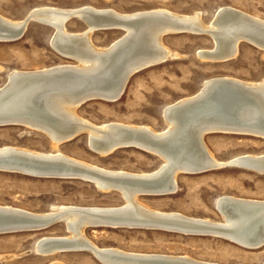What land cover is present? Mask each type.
I'll use <instances>...</instances> for the list:
<instances>
[{
  "label": "bare ground",
  "instance_id": "bare-ground-1",
  "mask_svg": "<svg viewBox=\"0 0 264 264\" xmlns=\"http://www.w3.org/2000/svg\"><path fill=\"white\" fill-rule=\"evenodd\" d=\"M237 11L230 7L219 9L209 26L202 25L198 13L186 18L163 8L125 14L92 6L65 10L47 7L31 10L20 21H11L0 15V41L15 40L21 30L24 33L28 25L25 26L26 17L30 16L29 22L54 29L50 45L62 57L76 60L75 65L59 64L38 70L8 72L5 83L0 87V126L31 128L44 134L54 149L85 134L88 148L100 157L131 147L154 155L162 162L154 171L132 173L87 165L58 151L40 153L21 147H0L1 172L40 178L81 179L101 192L114 191L127 200L120 206H60L44 213L0 206V213L11 216L6 221L0 219V229L20 227L15 228L19 231L0 234L46 229L31 227L56 219L54 224L63 222L69 234L38 239L34 244L35 252L51 257L61 252L84 251L101 264L218 263L196 261L185 255L99 248L85 237L86 228H139L184 235H216L249 249L263 246L264 200L219 197L215 208L222 221L217 222L186 217L177 212L150 210L139 198L174 193L180 173L236 167L264 174V154L240 155L221 162L213 157L203 141L204 135L218 131L264 138V80L248 83L228 77L206 80L195 97L162 110L167 127L158 132L146 126L120 123L95 125L76 113V109L89 100L119 99L129 77L171 57L161 37L185 33L179 30L181 28L198 35H203L199 32L201 30L210 33L208 36L214 47L197 51L198 58L202 60L230 59L236 55L241 41L249 42V45L254 42L263 47L264 52V32L260 30L264 23ZM71 18L79 19L87 25L86 28L81 32H69L65 23ZM109 29L124 33L105 48L95 47L91 34ZM63 71L70 72L69 81H55L60 77L47 79V76ZM38 77H42L41 83L18 81L19 78ZM35 106H41L46 113L43 116L34 113ZM49 264L62 262L53 260Z\"/></svg>",
  "mask_w": 264,
  "mask_h": 264
},
{
  "label": "rangeland",
  "instance_id": "rangeland-1",
  "mask_svg": "<svg viewBox=\"0 0 264 264\" xmlns=\"http://www.w3.org/2000/svg\"><path fill=\"white\" fill-rule=\"evenodd\" d=\"M83 6L110 8L125 14L163 8L186 18L198 13L203 26L210 25L219 9L230 7L264 23V0H0V15L11 21H20L35 9L48 7L65 10ZM65 27L69 32H81L86 28L77 18H71ZM53 31V28L31 21L20 38L0 41V87L12 70L30 71L59 64H76V60L62 57L50 45ZM123 33L122 30H99L93 32L90 38L95 47L105 48ZM161 41L172 54L171 57L129 77L119 99L87 101L76 109L78 116L95 125L120 123L146 126L158 132L167 127L162 110L195 97L206 80L220 77L243 83L264 80V52L249 45V42L241 41L236 55L230 59L210 61L197 56L198 50L214 47L207 34L171 33L162 35ZM85 137L82 134L54 149L44 134L31 128L0 126V147H21L40 153L58 151L87 165L132 173L151 172L162 163L158 157L131 147L120 148L100 157L88 148ZM203 141L213 157L221 162L240 155L264 154V138L256 135L218 131L204 135ZM176 179L177 190L174 193L142 196L140 202L150 210L177 212L186 217L220 222L222 216L215 208V201L219 197L264 200V174L246 169L215 168L197 173H180ZM123 203L119 193L101 192L81 179L40 178L0 171V206L44 213L60 206L107 207ZM68 234L63 222L37 231L0 234V264H49L53 260L62 264H101L92 254L84 251L61 252L51 257L35 252L34 244L38 239ZM84 235L99 248H116L131 253L185 255L196 261L218 264H264V245L249 249L216 235L107 227L86 228Z\"/></svg>",
  "mask_w": 264,
  "mask_h": 264
},
{
  "label": "water",
  "instance_id": "water-1",
  "mask_svg": "<svg viewBox=\"0 0 264 264\" xmlns=\"http://www.w3.org/2000/svg\"><path fill=\"white\" fill-rule=\"evenodd\" d=\"M31 20V18H30V16H28V17H26V24H25V26L28 24V22ZM85 26H87V25H85ZM25 29V28H24ZM258 29H260V28H258ZM179 30H181V32H187L189 29H187V28H181V29H179ZM260 30H262L263 32H264V28H261ZM200 33H203V34H207V35H210V33L208 32V31H199ZM22 33H23V30H21V32L20 33H18V35L16 36V38H14V39H18V38H20L21 37V35H22ZM250 38H252V37H250ZM253 39V38H252ZM253 40H255V39H253ZM258 40V39H257ZM251 43H253L257 48H259V49H263V47H261L260 45H256V43H254V42H250V44ZM253 44H251V45H253ZM143 68V67H142ZM37 77V76H36ZM52 77H60V78H58V80H55V81H57V82H63V81H69L70 80V72H67V71H63V72H58V73H53L52 75H49V76H47V79H49V78H52ZM41 79H42V77H38V78H19V80L18 81H20V82H22V83H32V84H36V83H41L40 81H41ZM72 79V78H71ZM52 80H54V79H52ZM51 81V80H50ZM35 109H33V112L34 113H37V114H39V115H42L43 116V114H45L46 112L42 109V107L41 106H39V107H37V106H35L34 107ZM47 116V115H46ZM122 198H123V200H124V202L126 203L127 202V200H126V198L124 197V196H122ZM8 218H11V216H8L7 214H3V213H0V219H4V221H6L5 219H8ZM56 221V219H49L47 222H45V223H42V224H39V225H37V226H33V227H31V228H33V229H35V228H37V229H42V228H47V227H49V226H51V225H53L54 224V222ZM15 228H20V227H12V228H1L0 229V232H10V231H19V230H15ZM2 230H5V231H2ZM20 230H24V229H20ZM66 230L68 231V228L66 227Z\"/></svg>",
  "mask_w": 264,
  "mask_h": 264
}]
</instances>
